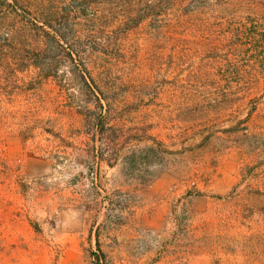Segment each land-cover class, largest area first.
Masks as SVG:
<instances>
[{"label":"rangeland","instance_id":"obj_1","mask_svg":"<svg viewBox=\"0 0 264 264\" xmlns=\"http://www.w3.org/2000/svg\"><path fill=\"white\" fill-rule=\"evenodd\" d=\"M17 2L0 0V18L18 28L10 48L0 43V264H95L98 248V264H264V195L253 188L264 85L238 132L223 131L231 123L220 109L204 144L182 143L192 94L213 87L220 63L200 30L106 26L122 0ZM45 22L68 43L45 37ZM69 48L105 98L102 135ZM149 135L162 151L147 150Z\"/></svg>","mask_w":264,"mask_h":264},{"label":"trees","instance_id":"obj_2","mask_svg":"<svg viewBox=\"0 0 264 264\" xmlns=\"http://www.w3.org/2000/svg\"><path fill=\"white\" fill-rule=\"evenodd\" d=\"M17 3V0H11L9 5L14 8L17 7ZM18 9L29 14L22 6ZM200 14L203 16H199ZM101 17L98 15L97 19ZM147 21L158 27H167L170 32H188V35L193 37L200 30L203 40L200 47L212 52L220 60L218 71L210 81L213 87L210 90L199 87L192 94L195 101L189 109L192 119L183 127V134L180 132V142L185 143L190 137H199V143L204 144L212 133L209 132L213 127V118L210 114L213 111L215 114L220 109L227 111L226 119L231 123L223 131L238 132L241 124L248 122L256 110L255 102L258 97L256 94L261 85H264V74L260 72V68H264V0H122V8L113 20H109L108 23L106 21V26L123 28L122 32L129 33ZM45 25L48 27V30H44L45 37L55 42L68 43L67 37L55 30L52 24L45 22ZM5 27L12 29L11 36L8 32L2 33ZM17 29L0 18V43L3 47L12 46L17 37ZM4 35L7 37L4 38ZM45 42L46 47L37 50L36 59L39 58V54L50 49L51 44L46 40ZM75 55L76 52L69 48L65 53V59L70 66L78 70L81 84L96 101V107L99 109L96 127L99 129L98 133L102 135L108 127L103 115L105 98H102L103 94L91 78L89 70L84 64H78L80 60ZM4 56L5 52L0 48V61L5 59ZM221 61H224V64ZM31 65L34 67V62ZM7 67V64H0V71ZM38 68L43 70L45 66L38 65ZM48 75L52 74L47 73L46 76ZM196 79L202 84L204 76H197ZM244 109L245 115L240 118L239 114ZM259 128L264 129V121ZM147 138L154 144L147 147V150L162 151L161 141L152 135ZM251 167L252 165L242 168L240 180L248 177V172L251 175ZM259 169L256 172L257 182L253 188L258 194L264 195V168ZM238 183L239 181L234 185V189ZM247 211L249 214L253 213L252 210ZM92 256L96 260L95 264H98L97 261L102 259L104 254L98 248L97 252H92Z\"/></svg>","mask_w":264,"mask_h":264}]
</instances>
